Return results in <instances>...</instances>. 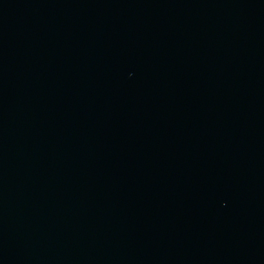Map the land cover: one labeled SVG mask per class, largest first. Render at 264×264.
<instances>
[{"label": "water", "instance_id": "water-1", "mask_svg": "<svg viewBox=\"0 0 264 264\" xmlns=\"http://www.w3.org/2000/svg\"><path fill=\"white\" fill-rule=\"evenodd\" d=\"M0 264H264V0H0Z\"/></svg>", "mask_w": 264, "mask_h": 264}]
</instances>
